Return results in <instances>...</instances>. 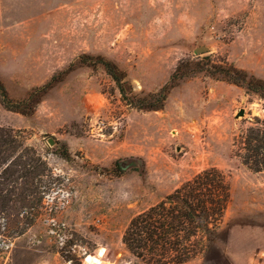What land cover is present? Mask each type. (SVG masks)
I'll return each instance as SVG.
<instances>
[{"label": "rangeland", "instance_id": "1", "mask_svg": "<svg viewBox=\"0 0 264 264\" xmlns=\"http://www.w3.org/2000/svg\"><path fill=\"white\" fill-rule=\"evenodd\" d=\"M208 62L264 80V0H0V87L25 111L0 102V127L50 173L38 207L1 214L0 264H144L122 243L129 220L212 167L231 193L221 237L185 264H264V171L238 157L264 100ZM168 83L160 109L129 104L159 105Z\"/></svg>", "mask_w": 264, "mask_h": 264}, {"label": "trees", "instance_id": "2", "mask_svg": "<svg viewBox=\"0 0 264 264\" xmlns=\"http://www.w3.org/2000/svg\"><path fill=\"white\" fill-rule=\"evenodd\" d=\"M100 62L123 96L125 91L115 65ZM207 66L214 70L206 71L208 75L224 78L264 100V80L254 79L226 63L228 71L218 73L216 70L224 69L220 65L208 62ZM171 88L168 83L152 96L159 105L131 101L129 104L139 109L158 110ZM4 94L0 87V102L5 108L25 113L19 105H10ZM239 147L238 157L244 166L254 172L264 171L263 119L253 118L240 138ZM49 175L46 165L17 131L0 127V218L4 212L18 215L21 211L29 212L38 207L43 198L35 183ZM230 196V187L223 174L213 167L205 169L133 216L124 229L122 243L144 264H185L197 257L206 261L208 254L217 249L216 243L221 237L219 228ZM22 232L23 229L19 230Z\"/></svg>", "mask_w": 264, "mask_h": 264}, {"label": "water", "instance_id": "3", "mask_svg": "<svg viewBox=\"0 0 264 264\" xmlns=\"http://www.w3.org/2000/svg\"><path fill=\"white\" fill-rule=\"evenodd\" d=\"M207 51H208V48L201 45V46L195 47L192 52H193L194 55H200V54H203V53H205ZM243 115H244V110L243 109H239V111L235 115V119H237L239 117H243ZM47 143H48L49 146H52L54 142H53L52 139H48Z\"/></svg>", "mask_w": 264, "mask_h": 264}, {"label": "built area", "instance_id": "4", "mask_svg": "<svg viewBox=\"0 0 264 264\" xmlns=\"http://www.w3.org/2000/svg\"><path fill=\"white\" fill-rule=\"evenodd\" d=\"M10 243H9V241H7V240H5V239H2L1 237H0V251L1 250H5V249H8L9 247H10Z\"/></svg>", "mask_w": 264, "mask_h": 264}]
</instances>
